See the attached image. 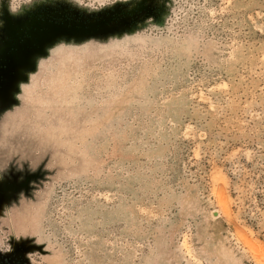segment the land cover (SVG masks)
I'll list each match as a JSON object with an SVG mask.
<instances>
[{
  "label": "rangeland",
  "instance_id": "1",
  "mask_svg": "<svg viewBox=\"0 0 264 264\" xmlns=\"http://www.w3.org/2000/svg\"><path fill=\"white\" fill-rule=\"evenodd\" d=\"M9 264H264V0H0Z\"/></svg>",
  "mask_w": 264,
  "mask_h": 264
},
{
  "label": "flooded vegetation",
  "instance_id": "2",
  "mask_svg": "<svg viewBox=\"0 0 264 264\" xmlns=\"http://www.w3.org/2000/svg\"><path fill=\"white\" fill-rule=\"evenodd\" d=\"M0 264H9L6 258L2 257L1 254H0Z\"/></svg>",
  "mask_w": 264,
  "mask_h": 264
}]
</instances>
